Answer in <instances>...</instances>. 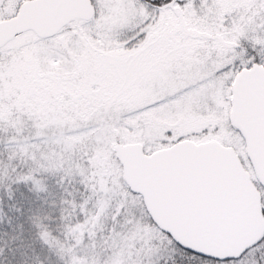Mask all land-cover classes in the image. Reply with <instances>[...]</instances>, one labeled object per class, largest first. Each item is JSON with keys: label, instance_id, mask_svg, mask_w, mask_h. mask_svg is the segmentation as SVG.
I'll list each match as a JSON object with an SVG mask.
<instances>
[{"label": "snow or ice", "instance_id": "1", "mask_svg": "<svg viewBox=\"0 0 264 264\" xmlns=\"http://www.w3.org/2000/svg\"><path fill=\"white\" fill-rule=\"evenodd\" d=\"M0 264H264V0H0Z\"/></svg>", "mask_w": 264, "mask_h": 264}]
</instances>
